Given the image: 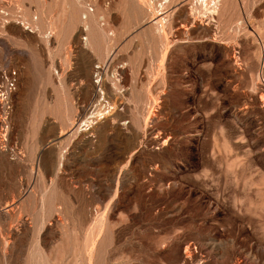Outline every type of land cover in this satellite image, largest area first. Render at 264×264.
Wrapping results in <instances>:
<instances>
[{"label": "rangeland", "instance_id": "obj_1", "mask_svg": "<svg viewBox=\"0 0 264 264\" xmlns=\"http://www.w3.org/2000/svg\"><path fill=\"white\" fill-rule=\"evenodd\" d=\"M205 2L0 0V264H264V0Z\"/></svg>", "mask_w": 264, "mask_h": 264}, {"label": "built area", "instance_id": "obj_2", "mask_svg": "<svg viewBox=\"0 0 264 264\" xmlns=\"http://www.w3.org/2000/svg\"><path fill=\"white\" fill-rule=\"evenodd\" d=\"M93 11L92 6L88 4L85 8V16L83 19H86L87 15ZM14 74V73H13ZM97 76V74H95ZM15 89V79L12 76L6 75L5 72L2 74V80L0 82V114L6 117L11 112V94ZM6 120V119H4ZM2 136L0 135V139L2 142Z\"/></svg>", "mask_w": 264, "mask_h": 264}, {"label": "bare ground", "instance_id": "obj_3", "mask_svg": "<svg viewBox=\"0 0 264 264\" xmlns=\"http://www.w3.org/2000/svg\"><path fill=\"white\" fill-rule=\"evenodd\" d=\"M214 3H215V2L213 1V4H214ZM202 6H204V7L206 6V2H205V0H202ZM213 11H214L213 9H212V10H209V12H211V13H212ZM160 18L163 19V17H161V16H160ZM158 24H159V23H158ZM160 24L162 25V22H160ZM162 28H163V27H162ZM162 28H159V29L162 30ZM84 122H85V121H84ZM91 122H92V121H91ZM88 123H89V121H88ZM80 126H81V125H80ZM0 149H1V148H0ZM3 150H5V149H3Z\"/></svg>", "mask_w": 264, "mask_h": 264}]
</instances>
